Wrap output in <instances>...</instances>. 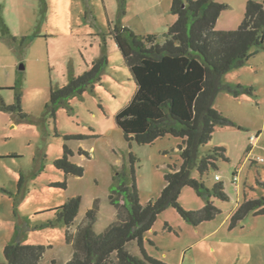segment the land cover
I'll list each match as a JSON object with an SVG mask.
<instances>
[{"label": "rangeland", "instance_id": "obj_1", "mask_svg": "<svg viewBox=\"0 0 264 264\" xmlns=\"http://www.w3.org/2000/svg\"><path fill=\"white\" fill-rule=\"evenodd\" d=\"M171 1L125 0L122 11L119 0H0V105L15 103L16 89L11 87L18 84L20 106L28 116L20 119L15 112L0 109V264H4L3 247L21 220L28 223L23 242L47 247L42 263L64 264L72 247L65 241V225L55 221L51 209L68 197H81L72 234L91 208L96 214L95 232L116 220L118 208L109 194L113 176L128 163L130 153L141 204L159 195L168 164L180 165L181 138L165 135L139 144L125 140L117 126L115 114L130 101L135 84L109 34L119 23L135 33L160 37L175 18ZM216 1L231 5L221 11L216 29L229 15L243 18L244 1ZM102 54L108 64L94 89L69 96L52 116L45 108L50 89L86 71ZM222 79L251 86L252 93H217L214 107L232 123L217 125L199 150L208 154L218 146L227 159L217 157L216 168L202 176L193 168L191 175L208 188L221 182L227 199L213 197L218 212L197 225L173 206L157 215L145 232L144 249L168 264H264V213L249 212L230 225L237 204L264 196V48ZM66 134L82 138L65 140ZM64 145L72 151L70 159L83 167L81 176L66 175L55 166ZM235 173L237 183L232 181ZM178 202L192 210L204 205L187 185ZM126 247L141 256L136 241Z\"/></svg>", "mask_w": 264, "mask_h": 264}, {"label": "trees", "instance_id": "obj_2", "mask_svg": "<svg viewBox=\"0 0 264 264\" xmlns=\"http://www.w3.org/2000/svg\"><path fill=\"white\" fill-rule=\"evenodd\" d=\"M119 1L124 11L125 0ZM225 7L226 4L216 0H172L171 12L176 19L160 37L135 33L119 23L110 28L109 34L135 84L130 101L115 114L117 126L125 140L139 144L153 143L165 135L181 138L178 145L181 163L179 166L168 164L159 195L141 204L135 183V158L130 153L128 163H123L113 176V190L109 194L110 201L118 208L116 220L100 232L93 230L96 214L91 208L72 234L70 228L80 207V195L68 197L52 208L55 221L65 225V241L72 247L71 256L64 264H168L148 255L144 249L145 232L157 215L173 206L184 219L197 225L218 212L213 197L227 199L221 182L208 188L191 175V169L195 168L202 176L211 167L216 168L217 157L227 159L221 147H213L208 154H201L199 148L210 140L217 125L232 123L214 107L217 93L222 90L233 96L252 93L251 86L223 81L222 76L264 48V0H247L238 27L218 30L215 24ZM107 64L108 58L102 54L86 71L72 76L63 86L51 88L46 110L55 116L57 107L66 104L69 96L93 90ZM11 88L16 89L15 103L1 102L0 109L26 119L28 116L20 106V86L15 84ZM63 137L81 139L82 135ZM71 156L72 151L64 145L62 155L54 164L66 175L81 176L83 167L73 162ZM185 185L194 188L203 198L200 209H186L179 204L178 196ZM249 212L264 213V196L245 198L230 214V225ZM27 227L24 220L17 223L11 240L3 247L4 264H42L47 247L24 243ZM133 240L141 256L127 249V243Z\"/></svg>", "mask_w": 264, "mask_h": 264}, {"label": "crops", "instance_id": "obj_3", "mask_svg": "<svg viewBox=\"0 0 264 264\" xmlns=\"http://www.w3.org/2000/svg\"><path fill=\"white\" fill-rule=\"evenodd\" d=\"M243 1H244V6H245V3L247 2V0H242V4H243ZM256 1H260V0H256ZM226 6H230V8H231V5H227L226 4ZM175 19H176V16H175L174 20L171 23L167 24V28L169 27V25H171L175 21ZM241 21H242V19L240 20L239 15H236V16L229 15V17L227 18V21H225L222 24H220V22H218L216 27L218 29H235L236 27H238V25L240 24ZM218 24H220V25L218 26ZM150 34H154V33H150ZM215 100H214V102H215ZM237 205H239V204H237ZM237 205L235 206V208L237 207ZM234 209H233V211H234ZM233 211H231V213Z\"/></svg>", "mask_w": 264, "mask_h": 264}, {"label": "built area", "instance_id": "obj_4", "mask_svg": "<svg viewBox=\"0 0 264 264\" xmlns=\"http://www.w3.org/2000/svg\"><path fill=\"white\" fill-rule=\"evenodd\" d=\"M263 158H255V160H262ZM215 180H219L220 179V176L218 175V174H215ZM239 180V177H238V174L237 173H235L234 175H233V177H232V181L233 182H235V183H237V181Z\"/></svg>", "mask_w": 264, "mask_h": 264}, {"label": "water", "instance_id": "obj_5", "mask_svg": "<svg viewBox=\"0 0 264 264\" xmlns=\"http://www.w3.org/2000/svg\"><path fill=\"white\" fill-rule=\"evenodd\" d=\"M20 67H23V65L21 64Z\"/></svg>", "mask_w": 264, "mask_h": 264}]
</instances>
